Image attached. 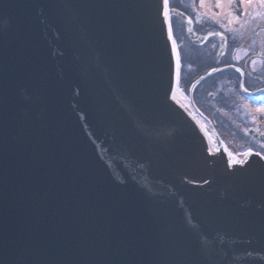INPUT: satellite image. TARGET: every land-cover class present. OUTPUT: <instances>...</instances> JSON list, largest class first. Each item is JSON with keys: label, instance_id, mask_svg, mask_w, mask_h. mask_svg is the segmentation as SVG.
<instances>
[{"label": "water", "instance_id": "95a60500", "mask_svg": "<svg viewBox=\"0 0 264 264\" xmlns=\"http://www.w3.org/2000/svg\"><path fill=\"white\" fill-rule=\"evenodd\" d=\"M174 73L167 0H0V264H264V160Z\"/></svg>", "mask_w": 264, "mask_h": 264}, {"label": "rangeland", "instance_id": "374dc122", "mask_svg": "<svg viewBox=\"0 0 264 264\" xmlns=\"http://www.w3.org/2000/svg\"><path fill=\"white\" fill-rule=\"evenodd\" d=\"M172 2H174L175 0H170ZM199 1V5L202 8L203 13H207L208 11V7L211 6L212 2L214 0H198ZM231 1L233 0H221V3L219 1V3L221 5H217L218 7H214V9L216 11L214 12H210V14L208 16H205L201 11H199V14L196 15V19L198 21L199 25L205 24V23H221L224 20H226L227 22L230 23H234L235 25L241 26L240 29H235L234 27H231L232 29H227L225 31H227V33L231 36V38L237 39V44L239 43V40H245V42L242 43V48L239 52V54L242 56L244 54H247V52L249 51V41L254 40L255 37L251 36L252 33H254V28L256 24H264V14L262 15H258L255 17L253 23H252V9L254 7L259 6V8H261V11H263V2L262 0H260L261 5L259 4V0H237V6H234L231 8ZM214 4V3H213ZM216 4H214L215 6ZM208 19V21H207ZM216 20V22L212 21ZM257 20V21H256ZM260 33H263V31H261ZM258 38H260V36H258ZM177 44L175 43V47L177 49ZM204 50H207L206 48ZM195 52V50H190L188 53L193 55V53ZM177 60H180V55L178 53L177 55ZM196 60H198L199 62H203L204 59L202 57H197ZM191 63H195L197 64V62L195 61H191ZM204 66H206L204 64ZM192 70H195V68H193ZM204 70V68L202 69ZM200 71V70H199ZM197 70V74H199V72ZM196 73V72H195ZM227 84V82H226ZM225 88V87H224ZM223 88L222 86V82L219 80V82H217L216 79L214 80H209L208 82L205 83L204 86H200L195 94H196V98L198 103H200L203 107L206 105L208 110H212L211 106L209 107L206 104V97L207 93L211 90H217V92L219 94H224L227 93V91L231 92L230 87H226V90ZM185 90L188 91V88H185ZM204 94V95H203ZM204 98V99H203ZM181 103H183V99H181L180 97L177 98ZM184 104V103H183ZM255 114L259 113L262 114L264 116V106H258L256 108H254L253 111ZM248 113H250V110H248ZM255 114H251L250 118H255ZM254 123H255V119H253ZM199 124L202 126V128L205 127V125L198 120ZM240 127V126H239ZM242 127L238 128L241 129ZM242 131V130H241Z\"/></svg>", "mask_w": 264, "mask_h": 264}, {"label": "trees", "instance_id": "16d2710c", "mask_svg": "<svg viewBox=\"0 0 264 264\" xmlns=\"http://www.w3.org/2000/svg\"><path fill=\"white\" fill-rule=\"evenodd\" d=\"M175 33H176V36L178 37V39H181L182 32L179 29H177L176 27H175Z\"/></svg>", "mask_w": 264, "mask_h": 264}, {"label": "bare ground", "instance_id": "6f19581e", "mask_svg": "<svg viewBox=\"0 0 264 264\" xmlns=\"http://www.w3.org/2000/svg\"><path fill=\"white\" fill-rule=\"evenodd\" d=\"M175 91H177V90L175 89ZM174 95H175V97H176L177 95H180V94H179V92L177 91V92L174 93Z\"/></svg>", "mask_w": 264, "mask_h": 264}]
</instances>
